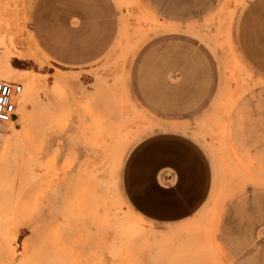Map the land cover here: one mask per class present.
Returning a JSON list of instances; mask_svg holds the SVG:
<instances>
[{
  "label": "rangeland",
  "instance_id": "374dc122",
  "mask_svg": "<svg viewBox=\"0 0 264 264\" xmlns=\"http://www.w3.org/2000/svg\"><path fill=\"white\" fill-rule=\"evenodd\" d=\"M254 5L0 0V59L31 96L0 122V264H243L264 246L237 209L264 202Z\"/></svg>",
  "mask_w": 264,
  "mask_h": 264
},
{
  "label": "crops",
  "instance_id": "0c3cea01",
  "mask_svg": "<svg viewBox=\"0 0 264 264\" xmlns=\"http://www.w3.org/2000/svg\"><path fill=\"white\" fill-rule=\"evenodd\" d=\"M257 5L252 7L244 20L241 40L252 63L264 74V0H259L260 14H258ZM237 209L243 210L245 214H251V217L246 216V225L248 223L252 225V222L258 218L264 219V202L262 201H244ZM258 209L260 212H257ZM239 259L243 264H264V246L249 256H241Z\"/></svg>",
  "mask_w": 264,
  "mask_h": 264
},
{
  "label": "built area",
  "instance_id": "2783aa9c",
  "mask_svg": "<svg viewBox=\"0 0 264 264\" xmlns=\"http://www.w3.org/2000/svg\"><path fill=\"white\" fill-rule=\"evenodd\" d=\"M22 89L21 84L0 78V122H10L17 116L18 96Z\"/></svg>",
  "mask_w": 264,
  "mask_h": 264
},
{
  "label": "bare ground",
  "instance_id": "6f19581e",
  "mask_svg": "<svg viewBox=\"0 0 264 264\" xmlns=\"http://www.w3.org/2000/svg\"><path fill=\"white\" fill-rule=\"evenodd\" d=\"M2 57H4V55L2 56ZM5 58V57H4ZM3 58V60H1V62H0V78H3V79H5V80H10L11 79V77H12V70H11V67H10V65H9V63H8V61L6 60V59H4ZM33 82V81H32ZM28 88V87H27ZM35 88V87H34ZM28 90V89H27ZM30 90V89H29ZM28 92V91H27ZM21 94V93H20ZM20 94H19V96H20ZM18 96V97H19ZM30 95H28V97H29ZM28 97L26 96V95H21L20 96V99H18V107H19V103L20 104H22L23 106H22V108L26 105V104H29V103H31L30 101H31V99L29 100V103H28ZM31 97V96H30ZM107 102V101H106ZM25 108H26V106H25ZM24 109V108H23ZM26 111V110H25ZM12 121V120H11ZM119 139V138H118ZM119 143V142H118ZM124 142H121V144H123ZM114 157V156H113ZM114 169V168H113ZM98 181V180H97ZM100 182V181H99ZM98 182V183H99ZM188 260V259H187ZM187 262V261H186ZM190 262V261H189ZM192 262V261H191ZM190 262V263H191ZM200 263V262H199ZM186 264H188V262L186 263ZM192 264V263H191ZM197 264V263H196Z\"/></svg>",
  "mask_w": 264,
  "mask_h": 264
},
{
  "label": "snow or ice",
  "instance_id": "6c2138e0",
  "mask_svg": "<svg viewBox=\"0 0 264 264\" xmlns=\"http://www.w3.org/2000/svg\"><path fill=\"white\" fill-rule=\"evenodd\" d=\"M147 150V149H146Z\"/></svg>",
  "mask_w": 264,
  "mask_h": 264
}]
</instances>
